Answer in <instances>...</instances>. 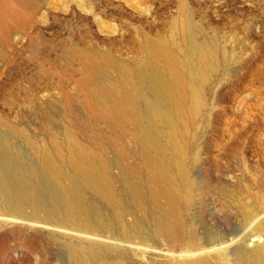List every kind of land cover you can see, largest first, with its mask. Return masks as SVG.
Instances as JSON below:
<instances>
[{
	"label": "rangeland",
	"instance_id": "1",
	"mask_svg": "<svg viewBox=\"0 0 264 264\" xmlns=\"http://www.w3.org/2000/svg\"><path fill=\"white\" fill-rule=\"evenodd\" d=\"M5 1L15 13L6 19V30L0 37L1 155L7 153L20 167L35 166L37 178L50 181L40 170L38 155L28 137L35 146L47 147L71 177L64 159L63 129L70 127L83 142L108 133L102 123L84 126L75 119L80 111L78 85L83 78L82 65L100 62L107 54L111 63L103 64L102 72L109 80L119 79L118 64L131 73L142 62L146 37H173L180 41L181 28L174 24L188 18L197 39L212 48L216 64L205 75L203 104L183 127L180 141L181 158L189 177L200 181L199 185L207 191L203 192L213 196L209 203L194 207L191 221H202L212 227L211 231L224 230L225 225L224 231L235 226L242 232L246 230L237 227L229 213L220 214L219 201L212 194L220 189L235 190L239 184L243 190H260L257 186L249 188V182H264V0ZM125 129L129 131L126 136L114 137L116 143H123V158L104 138L96 143L93 140L89 147L98 150L109 163L116 190L121 189V168L132 169V179L147 190L151 182L145 178L136 154L130 135L133 125L127 124ZM53 142L59 144L56 154L52 152ZM39 180L35 178L36 182ZM67 180L68 177L64 182ZM85 193L89 203L108 211L94 195ZM215 213L217 219L213 222L210 219ZM5 228L16 233L19 226L9 223L0 231ZM27 229L23 234L34 239L25 240V244L22 241L17 246L16 240L0 239V247L3 243L9 245L0 264H67L65 247L78 248L87 241L42 226ZM232 236L227 237L226 244ZM142 248L141 255L132 256L139 264L162 261L167 252L165 242L155 245L149 241Z\"/></svg>",
	"mask_w": 264,
	"mask_h": 264
},
{
	"label": "bare ground",
	"instance_id": "2",
	"mask_svg": "<svg viewBox=\"0 0 264 264\" xmlns=\"http://www.w3.org/2000/svg\"><path fill=\"white\" fill-rule=\"evenodd\" d=\"M14 13L5 0H0V37L6 30V19ZM174 26L181 28L180 41L146 37L142 62L131 73L118 64L119 79L109 80L102 72V65L111 63L107 54L102 62L82 65L83 78L78 85L82 103L75 119L84 126L102 123L108 133L94 139L89 136L90 141L88 137V142H83L70 127L63 129L64 159L71 177L47 147L35 146L28 137L38 155L39 168L50 181H40L35 166H17L7 153L0 154V227L13 222L19 226L16 233L1 230L0 239L16 240L19 246L34 239L23 234L28 226H42L87 240L78 248L65 247L67 264H139L132 256L141 255L149 241L155 245L165 242L167 251L162 261L149 264H264V182L249 180V188L257 186L260 190H243L239 184L235 190L220 189L212 194L219 201L220 214L229 213L237 227H246L244 232L236 226L224 231L226 225L222 231H211L212 227L202 221H191L194 207L206 204L213 196L205 193L200 181L189 177L180 141L183 127L203 104L205 75L216 64L212 48L197 39L188 18ZM65 104L69 106L68 98ZM127 124L133 125L130 135L144 176L151 182L147 190L132 179V169L123 168L119 174L121 189L116 190L109 163L98 150L90 148L93 140L96 143L104 138L123 158V143H116L115 138L129 133ZM51 148L53 153L59 152L58 143L53 142ZM86 191L108 211L89 203ZM216 214H211V221L217 219ZM230 234L229 244H236L231 249L226 244ZM248 240L252 243L247 244ZM8 249L7 243L1 244L0 259Z\"/></svg>",
	"mask_w": 264,
	"mask_h": 264
}]
</instances>
